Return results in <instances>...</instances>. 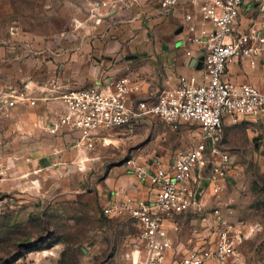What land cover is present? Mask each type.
<instances>
[{
    "label": "rangeland",
    "instance_id": "374dc122",
    "mask_svg": "<svg viewBox=\"0 0 264 264\" xmlns=\"http://www.w3.org/2000/svg\"><path fill=\"white\" fill-rule=\"evenodd\" d=\"M156 13L164 14L155 0H0V264H133L137 259L135 222L102 216L111 188L106 180L111 171L115 177L131 176L134 162L169 159L190 148L195 137L188 129L195 126L174 131L155 119L133 135L116 132L77 147L61 139L57 157L43 156L40 171L23 172L21 160L4 153L19 154L21 138L36 142L44 135L35 124L44 116V102L88 86L100 66L118 69L112 75L137 67L116 59L138 54L142 41L135 39L150 42ZM107 26L109 39L121 43H95ZM24 109L34 123L25 137ZM45 119L49 127L53 118ZM225 147L234 153L233 176L202 213L178 217L179 237L195 244L212 240L221 217L246 234L231 264H264V140L228 127Z\"/></svg>",
    "mask_w": 264,
    "mask_h": 264
},
{
    "label": "built area",
    "instance_id": "2783aa9c",
    "mask_svg": "<svg viewBox=\"0 0 264 264\" xmlns=\"http://www.w3.org/2000/svg\"><path fill=\"white\" fill-rule=\"evenodd\" d=\"M155 1L164 14H169L181 0ZM244 1L190 0L200 5L203 21L208 24L199 36L190 38L205 39L208 52L203 76L181 75L174 90L160 89L149 97L138 96L140 89L132 74L104 77L60 96L63 110L57 113L50 131L77 133V143L105 140L114 131L133 135L154 118L175 131L185 123L197 126L193 146L177 150L168 161L157 156L132 163V175L138 183L149 186L151 196L139 197L116 188L102 204L103 217H126L137 225L135 246L139 254L133 264H230L238 258L246 234L235 222L220 217L214 226L215 238L207 244L187 245L177 240V234L179 216L199 214L206 208L203 180L213 196L224 190L233 167L225 147L224 117L264 114V89L224 78L234 59H249L254 66L256 57L264 54V20L253 21L245 31L236 29ZM259 13L264 15V0L260 1ZM189 28L195 31V25ZM212 208L219 213L218 208Z\"/></svg>",
    "mask_w": 264,
    "mask_h": 264
},
{
    "label": "crops",
    "instance_id": "0c3cea01",
    "mask_svg": "<svg viewBox=\"0 0 264 264\" xmlns=\"http://www.w3.org/2000/svg\"><path fill=\"white\" fill-rule=\"evenodd\" d=\"M260 1L261 0L244 1L240 9L239 17L236 21V29L245 31L253 21L258 22L264 20V15L259 13ZM188 15L192 16L190 20L187 18ZM150 24H152L149 30V34L152 35L150 42H145L137 38L134 40V42L142 41V44L138 45L139 47L135 49L138 54L126 53L123 55V53H121L120 55H118V59H116V62L125 60L126 62H131V64L133 63L138 65L135 68L129 69L130 73H128L134 75L133 77L139 86L140 91L138 93V96L149 97L153 94H157L160 89L172 91L178 86L179 76L181 75L203 76L205 74V57L208 52L207 46L204 41L205 39H202L201 41L190 40V38L195 35L199 36L201 34V30L205 26H208V24L203 21V17L200 12V5L198 3H192L190 2V0H181L179 5L171 13L165 15H157L156 13L155 17L151 19ZM191 25H195L194 32H192L189 28ZM95 43H121V41L117 38H115L114 40L109 39L107 26L101 34L100 38L95 39ZM188 51H190L191 54L188 55ZM129 55H137V57L128 59L127 56ZM193 60H195V62H193ZM255 60L256 64L252 66L249 59H234L228 64L226 74L224 76L225 80L234 84L245 82L251 83L259 89L263 90L264 54L256 57ZM126 62H122L124 66L122 63L119 66L125 67ZM101 68L102 66H100V71L98 69V71L96 70L92 72L94 75H98L93 78L88 86L95 84L99 79L104 77L119 78L127 74V72H125L120 75H112L115 74L118 69H110L106 71L104 69L101 70ZM48 103L44 102L42 104V112L44 113V116L42 117V119L40 118L35 122V124L40 125V128H37V132L41 134L43 133L44 135H42L41 138H38L36 142L33 141L34 139L21 138L19 154L16 153L13 149H6L4 153V156L7 159L14 160L16 158H19L21 160L20 165L23 172L31 168L38 171L44 169V166L46 164L45 160H47L49 157H57V144L60 143L61 139L62 143L64 144L77 147L76 143L79 139V135L77 133L65 130L59 131L58 133H53L49 130V127L52 125V123L56 121L57 113H60L63 110V103L61 100H58L57 102L50 101ZM49 115L53 119L49 121V127H47L45 125V118L49 117ZM155 119L158 118H154L146 123H149ZM20 122L22 126V132H24L25 134L34 129V123L28 118V111L25 109L24 111H22ZM224 122L225 138L227 135V128L234 127L236 129L238 128L244 130L254 138L256 136H259V139L264 140V114H262L260 117L225 116ZM143 125L139 126L137 131L140 130ZM188 125L195 126V128H190L188 130L189 133L194 135L196 141L197 126L195 124L185 123L183 124L181 130H183V128ZM113 133H116V131H114ZM25 134L24 137L28 136L27 134ZM12 142L14 141L10 140V142L7 144H12ZM229 153L231 155L232 161L235 160L234 153L231 150H229ZM43 156H45V158L47 159L44 160ZM165 160L168 161L169 159ZM112 173L113 172L111 171V174ZM233 173L234 171L232 167L227 180H230V178L233 176ZM111 174H109V177L106 180L107 183H110L111 187L108 190L107 195L116 188H123L129 193L137 195L139 197L151 196L149 186L138 183L133 175H123L121 177H115ZM226 183L227 181L224 182V186H226ZM201 185L204 190L202 199L205 203H208L209 199H212L213 197L211 191L208 188V182L206 180H203L201 182ZM105 199H103V202L105 201ZM177 240L187 245H201L207 244L208 242L210 243L214 239L204 240L195 244L181 239L178 233ZM237 259L238 258H236L234 261H231L230 264L232 262H235Z\"/></svg>",
    "mask_w": 264,
    "mask_h": 264
},
{
    "label": "water",
    "instance_id": "95a60500",
    "mask_svg": "<svg viewBox=\"0 0 264 264\" xmlns=\"http://www.w3.org/2000/svg\"><path fill=\"white\" fill-rule=\"evenodd\" d=\"M136 57H137V55H129V56H127L128 59H132V58H136ZM193 62H195V60H193Z\"/></svg>",
    "mask_w": 264,
    "mask_h": 264
},
{
    "label": "trees",
    "instance_id": "16d2710c",
    "mask_svg": "<svg viewBox=\"0 0 264 264\" xmlns=\"http://www.w3.org/2000/svg\"><path fill=\"white\" fill-rule=\"evenodd\" d=\"M101 211H102V207H101ZM108 219V218H107Z\"/></svg>",
    "mask_w": 264,
    "mask_h": 264
}]
</instances>
